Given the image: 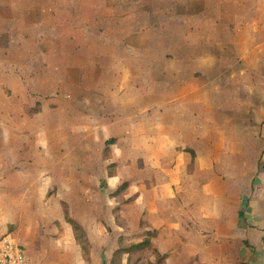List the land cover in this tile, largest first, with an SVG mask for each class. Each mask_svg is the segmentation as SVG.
I'll list each match as a JSON object with an SVG mask.
<instances>
[{
  "label": "rangeland",
  "instance_id": "374dc122",
  "mask_svg": "<svg viewBox=\"0 0 264 264\" xmlns=\"http://www.w3.org/2000/svg\"><path fill=\"white\" fill-rule=\"evenodd\" d=\"M52 1H58V13L63 4L66 5L63 8L65 15L75 11L76 3L82 7V0H0V111L13 115L20 111L18 107H38L39 113L29 115L32 129H38L46 118L51 124L49 155L47 149L42 150L34 145L40 134L33 133L30 128L27 131L18 128L12 130L16 154L18 151L20 154L28 151L27 157L19 155L18 163L37 161L38 165H31L33 173L37 172L35 167L44 171H41V176L35 173L36 176L20 177L16 189V206L21 219L10 224L7 233L0 239L8 237L23 244L28 250L30 263L36 260L41 264L52 251L65 253L68 257H79L80 249L72 227L63 218V211L68 210L83 225L93 246L92 258L87 259L90 261L80 259L81 264H111L109 259L120 236L125 238V242H138L146 236L150 228L143 219L139 226V218L150 216L158 220V105H149L140 120L135 118L136 127L129 129L128 114L112 105L113 101L120 100L121 93L130 91L127 90V84H108L105 92L103 86L94 83L75 86V89L63 82L48 84L59 75V68L55 65L58 69L54 72V68L43 66H49V62L45 60L47 54L41 49L42 46L56 45L59 40L64 44H72L69 35L62 36L64 31L59 29L61 21L56 19L58 9H53ZM114 2L124 8L125 14H131V19L116 21V26H120L118 30H115L114 22L104 21L113 29L102 30V33L98 32L99 35L86 37V42L77 40L79 42L76 43L112 47L116 56L119 54L130 59L131 73L134 78L142 79V82L145 76L143 70L148 68L146 82L141 83V91L137 90V93H142L150 104L158 99V60L163 58L162 54L171 60V46L185 43L181 29H184L183 20H175L178 25L174 27L169 17L173 13L179 17L193 15L196 28L199 18L205 12L211 13V10H205L207 8L203 6V0ZM42 9H46L44 15L41 14ZM134 14L136 16L132 17ZM93 28H88L86 32L96 33ZM194 39L198 52L196 55H201L202 38L196 36ZM123 45L131 52L119 53L122 51L119 46ZM83 55L87 56L85 53ZM135 60L147 61L141 64V73L139 68L133 69L139 64ZM195 61L194 124L196 130H201L196 135L199 138V135L208 134L211 141L209 148L203 143H200V148L205 155L210 152L214 156L212 168L220 176H231L230 156L241 155L247 170L251 167V160L257 158L264 148V84H218L216 78H206L202 74L201 63L196 58ZM18 62L22 66L13 68L18 66ZM45 70H49L48 77ZM14 76H22L26 86L31 85L34 76L39 77V80L34 84V89L26 91L16 83ZM114 80L119 81L118 78ZM47 84L49 87L43 89ZM207 95L211 98L209 104ZM252 96L258 99L251 100ZM224 97L227 99L219 100ZM53 98L61 100L60 113L53 108L54 104H59ZM106 101L112 103L111 106L102 108V103ZM208 110L210 115L203 116L202 112ZM90 115L92 118L88 117ZM105 115L113 118L114 123L101 121L99 117ZM22 117L25 118L24 115ZM76 118H81V124L86 127L75 128ZM60 124H64V131L56 130ZM25 134L28 138L26 145L22 143ZM111 136L117 137V143L112 146L109 156L114 161L106 159L104 149L106 139ZM144 145L145 149H142ZM111 162L117 163V176L113 178L107 176V166ZM178 167L180 175L194 171V168H190L192 166L183 170L182 166ZM19 169L21 171V167ZM259 182H256L258 188L264 185ZM120 186L121 190L115 193ZM113 209L117 210L116 213L119 211L117 220L121 219L122 226L116 223ZM122 210L126 215L125 223L120 213ZM188 225H194V221H188ZM213 232L215 230H210L209 234ZM213 240L217 242L213 245L219 252L222 241L218 238ZM157 245L158 242L153 243V247ZM153 254L151 247L136 251L134 257L140 258L138 264H149ZM123 258L125 264L126 256ZM208 263L224 264V261L210 257L202 259L197 255L184 264Z\"/></svg>",
  "mask_w": 264,
  "mask_h": 264
},
{
  "label": "crops",
  "instance_id": "0c3cea01",
  "mask_svg": "<svg viewBox=\"0 0 264 264\" xmlns=\"http://www.w3.org/2000/svg\"><path fill=\"white\" fill-rule=\"evenodd\" d=\"M114 1L108 3V0H82V7L76 3L75 11L68 12L67 15L63 9L66 7L65 4L58 13V1H52L53 9H58L56 19L61 21L59 29L64 31L62 36L69 35L72 44H64L59 40L56 45L42 46L41 49L48 57L45 60L49 62V66L46 64L43 66L54 68V72L59 68V75L52 76L54 78L48 84L56 85L63 82L75 89V86L94 83L103 86V92L106 91L105 87L108 84L114 82L127 84L129 92L121 93L120 100L113 101V104H109L108 101L102 103V108L110 107L112 104L127 113L128 119L130 118L129 129L136 127L135 118L140 120L149 105L154 103L152 106L158 105V220H153L150 216L141 217L138 225L141 226L143 219L148 228L157 230L152 245L158 242L154 248L166 254L163 264H184L197 255L202 259L218 258L224 261V264H264V185H262L264 148L257 158L251 160V167L247 170L241 155L230 156L231 176H220L212 168L214 156L212 157L210 152L205 155L200 148V143L209 148L210 138L208 134L199 135L198 138L196 134L201 130L199 128L196 130L197 126L194 124L195 58L202 65V74L208 79L216 78L218 84L253 86L264 84V0H203V6L207 8L205 10L208 12L211 10V13L205 12L199 18L201 23L198 20L196 28L193 15L179 17L177 13H173L169 20L174 27L178 25L175 20H183L184 29L180 27L184 33L185 43L171 46V60L164 54L163 58L158 60V99L150 104L142 93H137V90L141 91V83L146 82L148 68L143 70L145 76L142 82V79L134 78V74L131 73L130 59L119 54L116 56L112 47L76 43L86 42V37L99 35L98 32L102 33V30L104 32L113 29L104 21L114 22L115 30H118L120 26L118 24L116 26V21L131 19V14H125L122 10L124 8ZM60 4L62 5L61 2ZM43 12H46V9H42V15ZM135 16L136 14L132 15ZM90 27H94L92 30H96V33H87L86 30ZM196 36L202 38L201 55H196L198 53L195 48ZM119 48L122 50L119 52L121 54L131 52L127 46ZM84 53L87 56H84ZM134 62L139 64L133 69L139 68L141 73L143 68L141 64L147 61ZM17 64L18 66L13 68L18 69L22 66L19 62ZM45 72L48 77L49 70ZM14 78L26 91L34 89V84L39 80V77L34 76L31 85L26 86L22 76ZM116 78L119 79L118 82L114 80ZM44 79L47 81V78ZM48 84L43 89H47ZM132 85L134 87H129ZM207 97L209 104L210 95ZM225 99L227 98H219ZM257 99L255 96L251 97V100ZM57 100L53 98V101ZM58 101L59 104H54L53 108L58 109L60 113L62 104L61 100ZM18 108L20 111L13 115L0 111V237L7 233L10 224L21 219L16 206V189L20 177L36 176L35 173L41 176V171H44L35 167L37 172L33 173L34 168L31 165L32 163L38 165L37 161L25 160L21 163L17 161L19 155L27 157L28 151L21 154L18 151V155L16 154L17 147L12 139L14 136L12 130L32 129L29 115L39 113L38 107L30 108L25 105ZM202 115L209 116V110L202 112ZM88 117L92 118L91 115ZM99 118L105 123L107 121L114 123V119L108 115ZM81 122V118H76L74 127L79 129L86 127ZM63 126L64 124L56 126V130L64 131ZM32 130L33 133L40 134L34 145L41 147L42 150L47 149L49 155L51 146L49 118H46L38 129L35 127ZM112 137L117 138L116 136L109 138ZM26 142L28 138L25 134L22 143L26 145ZM185 148L192 149L195 155L184 150ZM142 149H145V145ZM106 159L114 161L107 156ZM47 164L49 165V161ZM178 165L182 166L181 170L192 166L190 168H194V171L180 175ZM115 176L117 172L109 178ZM257 181L262 185L260 188L256 186ZM241 211L243 216L240 215ZM121 213L125 223L126 215L123 210ZM63 218L65 220L64 211ZM188 221H194V225L189 226ZM210 230L215 232L209 234ZM216 238L223 242H220L219 252L213 245L217 243L213 240ZM243 241L248 245L245 242L243 244ZM92 251L93 246L89 259L92 258ZM80 255V258L77 255L68 257L65 253L52 251L41 264H81L80 259L90 261L83 257L81 249ZM30 264H40V261L33 260Z\"/></svg>",
  "mask_w": 264,
  "mask_h": 264
},
{
  "label": "trees",
  "instance_id": "16d2710c",
  "mask_svg": "<svg viewBox=\"0 0 264 264\" xmlns=\"http://www.w3.org/2000/svg\"><path fill=\"white\" fill-rule=\"evenodd\" d=\"M117 138L112 137L109 138L106 141V147H105V153L106 156L109 157L111 155V145L116 143ZM184 150L190 151L191 154L194 156L195 152L190 149V148H185ZM116 167L117 163L116 162H111L107 166V171L109 176H113L116 174ZM126 184H124L125 186ZM123 187V186H122ZM121 190V186L116 189L115 193H118ZM117 210L113 209V215L115 218L116 223L118 225H121L122 222L120 223L121 219L117 220L119 218V211L116 213ZM121 213V211H120ZM122 215V213H121ZM240 215L243 216V212H240ZM64 217L66 222H68L73 230L74 234V239L76 243L80 246L81 253L85 259H89L90 257V252L92 248V244L88 238L87 233L84 231L83 225L77 220L74 219L71 214L69 213L68 210H64ZM124 220V219H123ZM119 221V222H117ZM157 230L154 228H150L146 234V236L138 241V242H125V238L123 236H120L118 239V246L117 248L113 251L112 256L110 258L111 264H116V263H121L123 264V256H126L125 259V264H138L140 262V258H135V252L136 251H141V250H146L147 248H153V256L150 258L149 264H163L165 259H166V254H162L157 248H154L152 245V240L156 236ZM264 239V237H263ZM143 264V263H141ZM246 264V263H242Z\"/></svg>",
  "mask_w": 264,
  "mask_h": 264
},
{
  "label": "built area",
  "instance_id": "2783aa9c",
  "mask_svg": "<svg viewBox=\"0 0 264 264\" xmlns=\"http://www.w3.org/2000/svg\"><path fill=\"white\" fill-rule=\"evenodd\" d=\"M0 264H30L25 246L12 238L0 239Z\"/></svg>",
  "mask_w": 264,
  "mask_h": 264
}]
</instances>
